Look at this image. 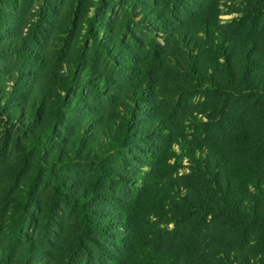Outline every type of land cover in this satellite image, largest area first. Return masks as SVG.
I'll return each instance as SVG.
<instances>
[{
    "label": "trees",
    "instance_id": "1",
    "mask_svg": "<svg viewBox=\"0 0 264 264\" xmlns=\"http://www.w3.org/2000/svg\"><path fill=\"white\" fill-rule=\"evenodd\" d=\"M125 5L101 29L86 22L78 55L51 74L56 95L42 88L32 99L31 120L47 111L51 123L29 150L43 152L55 126H69L72 153L57 162L97 164L102 178L132 189L70 197L49 170L56 200L77 212L72 264H264V0ZM15 69L18 86L29 70ZM128 154L137 175L109 165H129ZM24 249L0 242V264L49 261L36 242Z\"/></svg>",
    "mask_w": 264,
    "mask_h": 264
},
{
    "label": "rangeland",
    "instance_id": "2",
    "mask_svg": "<svg viewBox=\"0 0 264 264\" xmlns=\"http://www.w3.org/2000/svg\"><path fill=\"white\" fill-rule=\"evenodd\" d=\"M128 1L0 0V45H13L0 46V242L18 256L23 255L25 246L36 242L49 255L46 264H72V244L79 228L77 212L70 201L56 200L50 169L67 181L64 193L70 197L85 190L91 194L106 189L122 198L132 193L128 182L102 178L97 164L57 162L56 156L68 159L72 153L74 138L69 126L56 125L43 152L27 148L33 132L46 134L51 123L47 111L31 120L33 96L38 99L36 93L43 88L52 100L59 85L51 74L78 55L77 42L85 34L86 22L94 18L101 29L103 20L124 17ZM220 17L226 21L233 15L223 13ZM15 67L29 70L26 78H18V86L14 84L17 79L12 80ZM9 111L23 121L21 125L10 124ZM83 116L80 118L87 117ZM128 157L129 165L117 159L109 165L122 175H137V163L131 154ZM101 204L98 199L90 203L93 207ZM49 212L50 222L46 221Z\"/></svg>",
    "mask_w": 264,
    "mask_h": 264
}]
</instances>
